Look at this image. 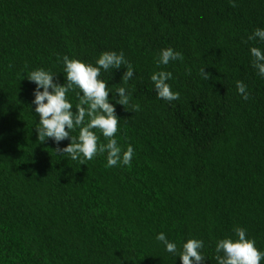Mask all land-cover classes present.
<instances>
[{
    "label": "trees",
    "instance_id": "16d2710c",
    "mask_svg": "<svg viewBox=\"0 0 264 264\" xmlns=\"http://www.w3.org/2000/svg\"><path fill=\"white\" fill-rule=\"evenodd\" d=\"M257 28L264 0H0V264H180L159 233L177 252L203 241V264H216L215 242L237 227L264 251V79L248 52H264L248 39ZM166 48L182 59L157 68ZM103 52L133 69L126 84V65L98 77L110 102L117 87L129 95L114 104V138L132 146L130 166L105 167L106 153L80 165L54 151L67 140L41 142L35 85L22 79L44 69L63 84L60 57L95 66ZM157 71L172 74L177 100L157 99ZM66 99L75 107L76 90Z\"/></svg>",
    "mask_w": 264,
    "mask_h": 264
},
{
    "label": "clouds",
    "instance_id": "9594fccd",
    "mask_svg": "<svg viewBox=\"0 0 264 264\" xmlns=\"http://www.w3.org/2000/svg\"><path fill=\"white\" fill-rule=\"evenodd\" d=\"M249 40L256 39L264 42V28L254 29ZM252 57L250 66L256 74L264 79V52L260 48L248 49ZM182 56L172 48L161 49L156 57V67L167 66L170 61H180ZM62 63L64 83H54V74L44 69H36L27 73V81L33 83L31 101L34 105L33 112L38 117L34 125L37 138L42 142L51 139L59 145L67 140V146L57 148L54 151L62 153L72 161L84 165L86 160H92L95 156L105 154V167L130 166L133 158V148L128 145L124 149L114 138L117 132L118 119L115 115L114 104L124 106L129 103V95L125 87L115 89L116 99L110 102L109 94L112 93L106 87L103 80L98 79L101 70L108 72L121 69L126 65L121 80L126 84L133 76V69L125 60L122 52H103L95 60V66L77 59H69L67 56L59 58ZM204 79L208 75L204 68L200 69ZM157 99L167 102L175 101L179 94L171 90L167 81L172 79V74L167 71L153 72L149 77ZM76 90L78 103L75 107L66 99V94ZM237 94L243 100L248 99L245 85L236 82ZM74 109V111H71ZM96 129L106 139V143L98 144V136L92 130ZM76 132V135L70 133ZM236 239L224 238L215 242L214 259L216 264H260L264 260V251L255 247L254 241L246 239L243 228L234 230ZM155 239L163 245L164 251L177 256L180 264H203L205 256L202 255L203 241L188 239L180 245L177 252V244L170 242L163 233L156 235Z\"/></svg>",
    "mask_w": 264,
    "mask_h": 264
}]
</instances>
